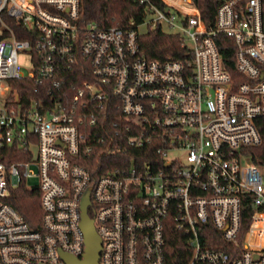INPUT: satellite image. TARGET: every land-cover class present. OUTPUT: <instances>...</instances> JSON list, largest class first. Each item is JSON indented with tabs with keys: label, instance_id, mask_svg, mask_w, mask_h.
Returning a JSON list of instances; mask_svg holds the SVG:
<instances>
[{
	"label": "built area",
	"instance_id": "2783aa9c",
	"mask_svg": "<svg viewBox=\"0 0 264 264\" xmlns=\"http://www.w3.org/2000/svg\"><path fill=\"white\" fill-rule=\"evenodd\" d=\"M137 1L141 24L106 27L81 0H0V264L83 260L88 191L100 264H176L171 235L186 264H264V169L247 152L263 143L264 0H221L212 23L192 0ZM163 22L183 57L142 54L140 26ZM25 79L38 87L22 97ZM85 124L101 126L92 142ZM98 145L146 152L95 177L79 159ZM22 183L40 191V228L8 202Z\"/></svg>",
	"mask_w": 264,
	"mask_h": 264
},
{
	"label": "trees",
	"instance_id": "16d2710c",
	"mask_svg": "<svg viewBox=\"0 0 264 264\" xmlns=\"http://www.w3.org/2000/svg\"><path fill=\"white\" fill-rule=\"evenodd\" d=\"M155 4L163 7L165 3L162 0H151ZM196 7H199L203 19L207 23H212L216 17L218 6L221 0H192ZM83 16L90 21H97L100 25L106 27L120 26L128 27L130 21L135 19L136 24H141L145 17L144 6L137 0H81ZM21 39L27 38L26 35L18 34ZM222 58L224 59L227 69L231 74H236V46L233 40L225 35H220L217 38ZM139 43L141 44L142 54L150 59L165 58H181L186 52V47L183 46L179 35L165 31L160 26L151 29L146 33H141L139 36ZM14 86L18 87L20 94L26 96L30 92H34L38 85L32 79H25L13 81ZM122 119V117H121ZM261 132L263 136V143L260 146H253L248 149L251 159L264 169V118L260 119ZM101 126H90L85 124L82 129L86 133L88 142H92L98 135L101 134ZM103 150V146L98 145L94 153L88 157L79 159L80 164L88 165L93 175L96 177L98 174L95 172L97 168L102 165V171L113 162H126L135 154H142L146 152L145 149L133 148L129 152H115L103 153L98 156V153ZM5 157V156H4ZM24 159L22 155L18 159ZM148 158V155L145 156ZM8 202L16 208L19 213L25 218L30 227L40 228L42 223V209L40 191L38 187H27L26 183H22L15 187ZM169 257L176 264H186L187 255L181 248L179 240L174 235H171Z\"/></svg>",
	"mask_w": 264,
	"mask_h": 264
},
{
	"label": "water",
	"instance_id": "95a60500",
	"mask_svg": "<svg viewBox=\"0 0 264 264\" xmlns=\"http://www.w3.org/2000/svg\"><path fill=\"white\" fill-rule=\"evenodd\" d=\"M82 208V228L86 236V253L83 260H79L71 254H63L68 264H100V254L102 251L101 243L102 240L95 229L94 220L88 214V205L90 204V193L89 191L85 194Z\"/></svg>",
	"mask_w": 264,
	"mask_h": 264
},
{
	"label": "rangeland",
	"instance_id": "374dc122",
	"mask_svg": "<svg viewBox=\"0 0 264 264\" xmlns=\"http://www.w3.org/2000/svg\"><path fill=\"white\" fill-rule=\"evenodd\" d=\"M162 25H163L164 30L171 31L169 29V27L167 25H165L164 22L162 23ZM151 29H155V26H153L151 23L143 24L139 28L141 33H146L147 31H149ZM19 60H20V63L22 64V66L24 67V70L27 72L32 65L29 54H22L20 56ZM29 182L30 183H38V178L37 177H31V179H29Z\"/></svg>",
	"mask_w": 264,
	"mask_h": 264
}]
</instances>
